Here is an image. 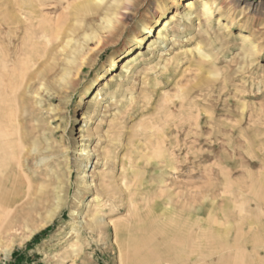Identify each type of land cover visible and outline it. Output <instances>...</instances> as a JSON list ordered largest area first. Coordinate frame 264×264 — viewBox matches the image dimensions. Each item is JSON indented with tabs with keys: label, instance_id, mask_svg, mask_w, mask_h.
I'll return each mask as SVG.
<instances>
[{
	"label": "rangeland",
	"instance_id": "1",
	"mask_svg": "<svg viewBox=\"0 0 264 264\" xmlns=\"http://www.w3.org/2000/svg\"><path fill=\"white\" fill-rule=\"evenodd\" d=\"M6 1L0 171L4 96L29 186L0 217V264H140L150 251L156 264L182 249L205 264H263L264 50L244 58L242 35L264 43V0H220L211 26L184 15L185 0H49L62 29L36 33L4 27ZM177 8V41L146 49L136 78L124 72L144 25ZM3 78L15 87L3 92Z\"/></svg>",
	"mask_w": 264,
	"mask_h": 264
},
{
	"label": "bare ground",
	"instance_id": "2",
	"mask_svg": "<svg viewBox=\"0 0 264 264\" xmlns=\"http://www.w3.org/2000/svg\"><path fill=\"white\" fill-rule=\"evenodd\" d=\"M176 2L179 3L180 1H176ZM5 3H6V8H5V11L3 13V24L5 25L4 27H6L9 30V32L11 30V26L15 25V23L16 24L23 23V25L25 26L26 30L29 31V32H32V33H36V32H51V31H58V30L62 29L63 25L61 26L58 17L53 16L52 12H50L48 10L49 6L51 5V3H49V0H15V2H14L15 3V9L17 10L18 14H20L21 18H18V17L15 18L13 16L12 9H11V2L9 0L6 1ZM183 4H184V10H186L184 15L187 16V15H193V14L196 13V15L198 14V20H200V22H199L200 25H201V19H203V21L209 26H211L213 21H214L213 17H215V14H216L215 10H220L222 8V6H223V2L220 1V0H199V1H197V0H185ZM198 5H199V7H198ZM181 13L182 12H180L179 8H177L174 11H172V13L168 14V15H166V12L163 11V13L161 15V18H160L161 20L158 19L155 22L156 26L151 24V23H146L144 25V29L146 30L145 35L138 37L139 47L136 48V50L133 53H131L124 61L121 62V66L120 67L122 68V70H124V72L130 73V74H132L134 76L135 69H136L135 67L137 66V64H139L138 61L141 58L144 57L146 49H153V51L155 52V49H156V47L159 44V40L165 39V40L170 41L171 43H174L175 41H177V37L176 36H173L171 38L168 36V31H169V28H171L172 24L177 20V17ZM218 20H219L218 22L221 21L220 18H218ZM20 26H21V24H20ZM225 27H226L227 31L230 30L229 29L230 26L228 24ZM44 35H45V33H44ZM151 36H154V39L150 40L149 38ZM252 36L250 34H247V33L246 34L244 33L242 35L244 43L248 46V49L246 50V53L244 54V58L253 57V56H255V53L257 51H263L264 50V43H262V44L257 43L256 41L253 40ZM29 42L30 43L32 42L31 46H32L33 49H37L38 47H40L37 43H34L32 39L29 40ZM19 43H20V41H19ZM145 45H146V47H145ZM49 47L52 48V46H49ZM10 52H11V50H10ZM47 52H49V51L46 50V53ZM201 53H202V51H201ZM207 57H209V56H207ZM117 66H119L118 60H114L113 61V65H112L113 70ZM7 67H8V63H7L6 59H5V55H3V69L7 68ZM117 75L113 74L112 76H110L108 78V81H107L108 85H110V83L112 84V82L116 81ZM134 77L136 78V76H134ZM120 86H121V83H120ZM12 87H15V81L14 80L13 81L12 80L6 81L3 78V92H4V90L11 89ZM101 92H102V89H98L96 92H94L92 94V98L90 99V104L91 105L95 106L98 103V98L102 94ZM113 99H115V97H113ZM6 102H8V101H6L4 99V96H3V172L0 171V217L3 215V218H4V216L10 215V213H11V211L13 209H15V210L17 209L18 204L22 201V199L25 196V193L27 192L26 191V187L29 186V185L26 186L25 182H24L25 181V179H24L25 176L23 175V160L21 159V156L19 155L20 156L19 157L18 154L15 152V147H14V141L15 140L13 138V132L10 130V127H12V122L10 124V120L8 119V116L10 115V111L7 109V107H6L7 105H4ZM88 103H89V101H88ZM105 108L107 109V107H105ZM170 118H171V116H170ZM165 124H167V123H165ZM176 127H178V126H176ZM199 133H201V132H199ZM164 139H166V138H164ZM161 146H163V145H161ZM82 149H83L82 154L86 155L88 153V152L87 153L85 152L87 148L86 149L82 148ZM7 153H9V154H7ZM173 154H175V153H173ZM0 163H1V158H0ZM26 167H28V166L26 165ZM85 176H87V175H84L83 177H85ZM29 184H30V182H29ZM90 186H92L91 182H90ZM27 196H29V194ZM57 210H58V208H57ZM55 214H56V210L52 209L49 212L48 220L51 219ZM16 222L18 223V220L14 221L13 224L10 226V228H8L9 232L16 230V226H17ZM81 222H83V220ZM151 238H152V236H150L149 238L145 239L144 240V244L147 245L149 240H151ZM181 244H182V242H181ZM183 250L184 249H182V251ZM135 251L137 252V250H135ZM153 251H154V249H153ZM178 251H180V252H176L175 256L173 258H169L167 256L168 253L166 254L165 258H163L161 254H159L160 261H158L157 263L155 262V263L156 264H161V263L162 264L163 263H165V264H193L194 262H196L197 264H205V263L202 262L204 260L203 257H201V259H198V260L193 258L194 254L192 253L193 251L191 249H188V251L185 250L183 252L181 250H178ZM150 252L151 253H148L147 257L150 258L151 262L148 263L149 259L147 261V260H145L143 258V257L146 256L145 255L141 259H138L140 264H145V263L152 264V258H154L155 255L152 254V251H150ZM143 253L145 254V252H143ZM133 255H134V257L137 256L135 254H133ZM140 255H142V254H140ZM208 255H207V257H208ZM152 256H154V257H152ZM221 257L222 256H220V259H221ZM137 258H138V256H137ZM138 260H136V261H138ZM221 262H222V260H221ZM133 264H137V263L135 262Z\"/></svg>",
	"mask_w": 264,
	"mask_h": 264
},
{
	"label": "trees",
	"instance_id": "3",
	"mask_svg": "<svg viewBox=\"0 0 264 264\" xmlns=\"http://www.w3.org/2000/svg\"><path fill=\"white\" fill-rule=\"evenodd\" d=\"M44 233H46V231L44 232ZM40 236H37L36 238H39Z\"/></svg>",
	"mask_w": 264,
	"mask_h": 264
},
{
	"label": "crops",
	"instance_id": "4",
	"mask_svg": "<svg viewBox=\"0 0 264 264\" xmlns=\"http://www.w3.org/2000/svg\"><path fill=\"white\" fill-rule=\"evenodd\" d=\"M17 264V263H16Z\"/></svg>",
	"mask_w": 264,
	"mask_h": 264
}]
</instances>
